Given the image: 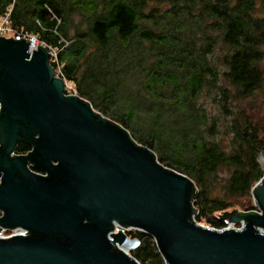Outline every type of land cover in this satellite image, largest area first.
Segmentation results:
<instances>
[{
  "label": "trees",
  "instance_id": "16d2710c",
  "mask_svg": "<svg viewBox=\"0 0 264 264\" xmlns=\"http://www.w3.org/2000/svg\"><path fill=\"white\" fill-rule=\"evenodd\" d=\"M10 7L16 32L63 48L58 75L77 95L193 181L197 222L221 228L217 213L254 210L264 0H0V17ZM29 150L19 143L16 154ZM127 235L140 264H164L150 236Z\"/></svg>",
  "mask_w": 264,
  "mask_h": 264
},
{
  "label": "water",
  "instance_id": "95a60500",
  "mask_svg": "<svg viewBox=\"0 0 264 264\" xmlns=\"http://www.w3.org/2000/svg\"><path fill=\"white\" fill-rule=\"evenodd\" d=\"M19 143L30 150L15 155ZM264 172V153L258 158ZM196 186L163 166L79 95L47 50L0 37V264H140L127 229L150 236L164 264H264V175L259 214L222 212L240 230L193 219Z\"/></svg>",
  "mask_w": 264,
  "mask_h": 264
},
{
  "label": "built area",
  "instance_id": "2783aa9c",
  "mask_svg": "<svg viewBox=\"0 0 264 264\" xmlns=\"http://www.w3.org/2000/svg\"><path fill=\"white\" fill-rule=\"evenodd\" d=\"M11 12V7L7 8V11L5 13L4 16L0 17V37H4V38H12L15 41H22L25 40L28 45L31 46H36L38 48V46H42L44 47L48 54H49V62L50 64L53 66V68L57 71H59L62 67V63L59 61V52L63 49V48H50L48 46H46L45 44H42L38 41V38L32 34H29L27 32H16L13 28L10 27L9 25V15ZM71 82L65 81V94L67 95H77L76 91L74 90V88L72 87V84H70ZM15 155H23V154H15ZM249 212H253L256 214H259V211L257 209V207L254 205V210H250ZM195 220V217L193 218ZM195 222L201 226H205L202 223H199L195 220ZM237 225V226H235ZM244 226V222L241 221L238 224L235 223H226V226L223 227H213L211 225H206L205 227L213 229V230H223V229H235V230H240L242 227ZM128 231H132L130 229H127L125 231V233L127 234ZM5 232V233H4ZM24 235L27 234V232L25 230H3L0 233V238L2 239H6L9 238L13 235Z\"/></svg>",
  "mask_w": 264,
  "mask_h": 264
},
{
  "label": "rangeland",
  "instance_id": "374dc122",
  "mask_svg": "<svg viewBox=\"0 0 264 264\" xmlns=\"http://www.w3.org/2000/svg\"><path fill=\"white\" fill-rule=\"evenodd\" d=\"M69 4H76V3H73L72 1L69 3ZM76 8H80V4H76ZM57 72H58V70H57ZM66 81V80H65ZM69 82V81H68ZM70 84H72V87L74 88V90L76 91V89H75V86H74V84L71 82ZM120 94H118V95H116L115 97L117 98V100H119L120 102L122 101L121 100V98L122 97H117V96H119ZM118 103V101L116 102V104ZM96 110V109H95ZM257 110V116L260 118V117H262L263 115H264V103L263 102H261V103H258V108L256 109ZM97 111V110H96ZM136 141V140H135ZM137 142V141H136ZM138 143V142H137ZM155 154V153H154ZM156 155V154H155ZM157 157V156H156ZM243 203H245V202H243ZM249 204H252L253 206H254V202H253V198H252V195H251V197H250V200H249ZM233 210H237V211H239V212H242L241 210H240V208H237V209H230V210H228L227 212H230V211H233ZM222 213V212H221ZM221 213H217V215H219V214H221ZM202 220V224L203 225H208L207 223H208V221L205 219V218H203V219H201ZM226 223V222H225ZM225 226H226V224H225ZM235 226H237V225H235ZM5 233V232H4ZM131 255V254H130ZM132 256V255H131Z\"/></svg>",
  "mask_w": 264,
  "mask_h": 264
},
{
  "label": "bare ground",
  "instance_id": "6f19581e",
  "mask_svg": "<svg viewBox=\"0 0 264 264\" xmlns=\"http://www.w3.org/2000/svg\"><path fill=\"white\" fill-rule=\"evenodd\" d=\"M61 71V70H60Z\"/></svg>",
  "mask_w": 264,
  "mask_h": 264
}]
</instances>
